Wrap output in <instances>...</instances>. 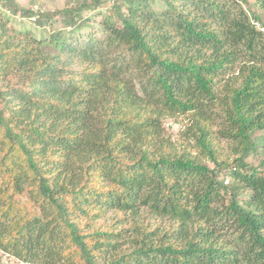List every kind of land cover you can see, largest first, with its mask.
<instances>
[{"label": "trees", "instance_id": "trees-1", "mask_svg": "<svg viewBox=\"0 0 264 264\" xmlns=\"http://www.w3.org/2000/svg\"><path fill=\"white\" fill-rule=\"evenodd\" d=\"M248 3L125 0L114 7L122 25L107 17L99 28L84 17L101 4L92 0L41 13L69 36L21 45L1 32L3 254L18 264H264V23ZM28 69V82L8 77ZM178 116L196 147L183 154L164 125ZM228 170L233 184L218 179Z\"/></svg>", "mask_w": 264, "mask_h": 264}, {"label": "rangeland", "instance_id": "rangeland-1", "mask_svg": "<svg viewBox=\"0 0 264 264\" xmlns=\"http://www.w3.org/2000/svg\"><path fill=\"white\" fill-rule=\"evenodd\" d=\"M15 2V5L19 7V12H14L10 4L8 2H0V35L1 32H6L7 37L14 38V42H18L21 45L25 43H30L32 37L36 39L47 38L52 36L54 32L62 31L61 33H67L68 36L71 33V29L64 27V22L60 18H57V22L48 23L46 17L41 18V13H47L49 16H52L54 13H58L61 10L67 7H80L84 3H91L92 0H11ZM125 0H101V4L98 5V9L94 12L87 10L84 12V17H91L90 23L94 25V27L100 28V23L107 17L109 18V22L111 24H115L121 26L122 23L118 18L116 13V8L114 6H119L120 3H124ZM248 4H244L245 9L250 11L252 14H256L261 17V21L264 23V10L259 7V0H248ZM112 6V7H111ZM111 7V8H110ZM162 5H158L157 10L160 11ZM30 10L33 15L25 16L22 14L24 10ZM251 15V14H250ZM40 19L45 21V24L42 25L39 23ZM84 32H91V29H83ZM6 35H2L4 38ZM16 36V40L15 37ZM67 37V35H66ZM82 33L76 36L77 39L82 38ZM51 39V38H50ZM100 39H103V35L101 34ZM49 51V49H46ZM32 75V70L28 69L26 72H20L19 70L14 74H8L10 79L21 78V81L28 82ZM9 79H0V93L6 94L9 90ZM3 107L0 103V108ZM166 135L171 138V141L175 143L177 152L183 154L189 151H193L196 149L194 140L186 134L187 127L191 125V121L189 117L186 116H178L175 119H165L164 121ZM213 130L214 127H213ZM261 133H257L260 135ZM165 136V135H164ZM219 149L224 156L222 159H228V162L232 163L234 156L231 151L228 149V145L225 142L218 141L215 143V146ZM215 148V149H216ZM196 155V154H195ZM204 162L210 166L214 167V165L205 157L203 158ZM262 158L259 156L252 155L248 162L255 167L260 165ZM219 181L224 182V184H233L232 179L230 178V171L221 172L219 176ZM231 192L229 195H231ZM250 192L248 190L242 189L241 194L239 196L240 201L250 200ZM161 222L162 224H168L169 221L166 219ZM100 221L99 223H102ZM85 223V222H84ZM0 264H18V260L7 254H3L0 251Z\"/></svg>", "mask_w": 264, "mask_h": 264}, {"label": "built area", "instance_id": "built-area-1", "mask_svg": "<svg viewBox=\"0 0 264 264\" xmlns=\"http://www.w3.org/2000/svg\"><path fill=\"white\" fill-rule=\"evenodd\" d=\"M258 25V24H257ZM258 27H259V25H258ZM262 31H264V30H262Z\"/></svg>", "mask_w": 264, "mask_h": 264}, {"label": "clouds", "instance_id": "clouds-1", "mask_svg": "<svg viewBox=\"0 0 264 264\" xmlns=\"http://www.w3.org/2000/svg\"><path fill=\"white\" fill-rule=\"evenodd\" d=\"M111 7H112V6H111ZM111 7H110V8H111ZM114 7H115V6H114ZM114 7H113V8H114Z\"/></svg>", "mask_w": 264, "mask_h": 264}]
</instances>
